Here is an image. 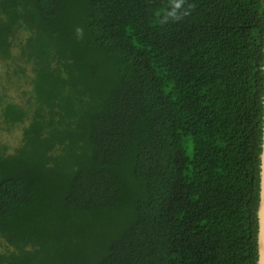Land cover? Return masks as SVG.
<instances>
[{"label":"trees","instance_id":"obj_1","mask_svg":"<svg viewBox=\"0 0 264 264\" xmlns=\"http://www.w3.org/2000/svg\"><path fill=\"white\" fill-rule=\"evenodd\" d=\"M263 115L264 0H0V264H258Z\"/></svg>","mask_w":264,"mask_h":264},{"label":"water","instance_id":"obj_2","mask_svg":"<svg viewBox=\"0 0 264 264\" xmlns=\"http://www.w3.org/2000/svg\"><path fill=\"white\" fill-rule=\"evenodd\" d=\"M260 171V201L258 206V264H264V115H263V143L261 152Z\"/></svg>","mask_w":264,"mask_h":264},{"label":"rangeland","instance_id":"obj_3","mask_svg":"<svg viewBox=\"0 0 264 264\" xmlns=\"http://www.w3.org/2000/svg\"><path fill=\"white\" fill-rule=\"evenodd\" d=\"M14 138V135L10 136L9 139L12 140Z\"/></svg>","mask_w":264,"mask_h":264}]
</instances>
